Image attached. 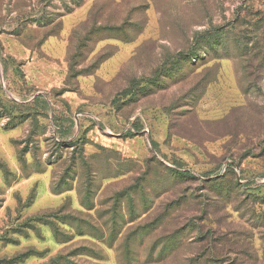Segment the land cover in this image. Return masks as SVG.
Listing matches in <instances>:
<instances>
[{
  "label": "rangeland",
  "instance_id": "1",
  "mask_svg": "<svg viewBox=\"0 0 264 264\" xmlns=\"http://www.w3.org/2000/svg\"><path fill=\"white\" fill-rule=\"evenodd\" d=\"M0 264H264V0H0Z\"/></svg>",
  "mask_w": 264,
  "mask_h": 264
}]
</instances>
